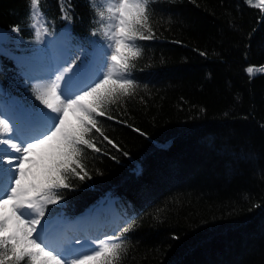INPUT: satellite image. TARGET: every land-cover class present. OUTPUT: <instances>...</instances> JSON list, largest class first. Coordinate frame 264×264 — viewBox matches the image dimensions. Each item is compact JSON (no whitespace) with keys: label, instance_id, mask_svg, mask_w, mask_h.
Returning <instances> with one entry per match:
<instances>
[{"label":"trees","instance_id":"trees-1","mask_svg":"<svg viewBox=\"0 0 264 264\" xmlns=\"http://www.w3.org/2000/svg\"><path fill=\"white\" fill-rule=\"evenodd\" d=\"M93 3L104 10L107 0ZM61 4L70 5V25ZM257 5L150 3L155 39L138 42L137 91L112 107L117 120L100 118L120 151L94 133L102 151L85 150L90 179H72L73 188L61 192L69 218L110 196L118 213L135 219L118 264H264V9ZM29 7L30 0H0V26L10 37L1 46L0 87L18 97L24 78L13 57L39 47ZM39 12L52 36L70 28L87 38L96 26L89 0H41ZM249 66L257 69L252 76ZM110 223L99 218L84 232L111 235Z\"/></svg>","mask_w":264,"mask_h":264},{"label":"snow or ice","instance_id":"snow-or-ice-1","mask_svg":"<svg viewBox=\"0 0 264 264\" xmlns=\"http://www.w3.org/2000/svg\"><path fill=\"white\" fill-rule=\"evenodd\" d=\"M152 2L107 0L100 10L89 0L91 23L96 26L87 38L77 39L67 28L45 43L44 36L53 33L46 18L38 26L37 16L43 17L41 0H30L33 23L29 27L34 30V43L41 46L13 57L24 78L25 94L14 96L0 87V264H118L122 260L125 235L134 229L135 219L118 213L110 196L84 215L69 218L60 210L61 192L73 188L72 179H90L85 150L102 151L94 133L120 151L105 134L100 118L117 120L112 107L125 106L137 91L132 69L142 55L138 42L155 39ZM257 6L264 9V0H258ZM60 11L61 19L70 25V5L66 9L61 4ZM105 12L111 21L108 27L102 23ZM12 31L18 33L19 28ZM9 38L0 32V45ZM256 71L253 66L246 69L250 76ZM259 71L264 72V67ZM50 205L59 207L50 209ZM99 218L110 219L112 234L86 235L84 229Z\"/></svg>","mask_w":264,"mask_h":264},{"label":"rangeland","instance_id":"rangeland-1","mask_svg":"<svg viewBox=\"0 0 264 264\" xmlns=\"http://www.w3.org/2000/svg\"><path fill=\"white\" fill-rule=\"evenodd\" d=\"M39 16V15H38ZM38 23V25H39V23H41L40 21H38L37 22ZM53 39H57V37H55V36H47V35H45L44 36V41H45V43H47L49 40H53ZM41 45H39V47H40ZM98 222V220H96L95 222H93L92 224H96ZM92 224H90L87 228H85L84 230H87V231H90V230H92L91 229V227H92ZM73 234H76V235H78V233H73ZM86 235H90V236H93V237H95V236H97V235H92V234H90V233H87Z\"/></svg>","mask_w":264,"mask_h":264},{"label":"water","instance_id":"water-1","mask_svg":"<svg viewBox=\"0 0 264 264\" xmlns=\"http://www.w3.org/2000/svg\"><path fill=\"white\" fill-rule=\"evenodd\" d=\"M0 32L8 33V30L5 27L0 26ZM6 43V42H5ZM2 45H0L1 47Z\"/></svg>","mask_w":264,"mask_h":264},{"label":"bare ground","instance_id":"bare-ground-1","mask_svg":"<svg viewBox=\"0 0 264 264\" xmlns=\"http://www.w3.org/2000/svg\"><path fill=\"white\" fill-rule=\"evenodd\" d=\"M42 22V21H41ZM53 40H56V39H53Z\"/></svg>","mask_w":264,"mask_h":264}]
</instances>
